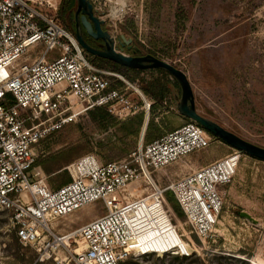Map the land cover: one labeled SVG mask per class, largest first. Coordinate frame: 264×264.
<instances>
[{"label":"built area","instance_id":"1","mask_svg":"<svg viewBox=\"0 0 264 264\" xmlns=\"http://www.w3.org/2000/svg\"><path fill=\"white\" fill-rule=\"evenodd\" d=\"M55 9L53 0H0V211L9 215L19 244L36 252V263L124 264L140 255L158 256L148 249L152 239L162 234L160 241L170 245L158 226V207L185 241L174 224L167 193L205 243L218 225L224 190L237 174L240 154L165 187L154 178L212 145L211 135L195 122L146 145L141 141L120 162L102 164L86 156L67 168L69 183L56 189L47 186L43 170L35 167L37 146L43 140L96 108L119 119L136 113L132 100L113 87L110 77L143 96L123 77L96 68L74 32L50 15ZM110 35L117 45L121 35ZM33 56L38 57L35 62H25ZM143 102L149 115L151 103ZM134 183L135 193L130 191ZM93 204H101L105 213L75 231L58 233L60 220ZM173 252L169 249L165 255L190 256L181 248Z\"/></svg>","mask_w":264,"mask_h":264},{"label":"rangeland","instance_id":"2","mask_svg":"<svg viewBox=\"0 0 264 264\" xmlns=\"http://www.w3.org/2000/svg\"><path fill=\"white\" fill-rule=\"evenodd\" d=\"M62 1L53 0L57 9L50 15L71 31V24L58 14ZM90 2L109 33L132 39L144 54L163 60L185 73L200 114L241 139L264 148V0ZM76 9L77 0L74 15ZM88 57L96 68L123 77L109 67H100L96 57ZM37 59L33 56L25 62L33 63ZM136 71L129 74L133 81L123 79L139 89L155 108L154 112L151 109L149 112V121L152 119L153 124L148 135L152 141L189 122L178 113L181 89L168 73ZM110 79L114 88L132 100L136 113L119 119L108 112L113 120L101 122L93 119L89 111L43 140L37 146L35 167L43 170L50 189L59 188L71 180L67 168L76 161L94 156L102 164L120 162L141 143L143 127L139 134L130 136L124 124L140 115L145 121L144 102L140 96L130 97L131 89L125 87L120 79ZM158 82L168 83V92L163 99L154 100L145 95L144 89ZM145 136L146 131L142 140L144 145L151 142L149 138L146 141ZM235 152L241 156L240 164L234 180L224 190V206L211 237L201 243L187 225L175 197L167 193L165 199L173 213L174 224L190 246L179 237L174 226L163 229L164 236L170 242L168 246L181 248L190 256L160 255L159 252L158 256L133 257L124 264H264V161L212 137V145L208 149L189 155L184 162L172 164L159 174L155 173L154 178L159 186L165 187ZM51 156H59L62 163H69L55 174H59L56 177L46 174L39 164ZM136 186L137 183L132 184L130 191L135 193ZM141 192L142 189L137 195ZM240 212L248 213L257 224L241 218ZM104 213L101 204L87 206L66 220H60L57 231L60 234L75 231ZM36 260L37 254L33 249L19 244L10 227L9 215L0 211V264H53L51 261L36 263Z\"/></svg>","mask_w":264,"mask_h":264},{"label":"water","instance_id":"3","mask_svg":"<svg viewBox=\"0 0 264 264\" xmlns=\"http://www.w3.org/2000/svg\"><path fill=\"white\" fill-rule=\"evenodd\" d=\"M97 12L94 9L90 0H77V9L75 11V31L74 35L77 42L88 54L96 58H100L111 63L117 64L121 67L132 70H162L168 73L179 85L181 89V98L178 103V113L188 119L200 125L208 134L217 139H220L227 145L236 149L239 152L247 154L253 158L264 161V148L251 144L235 134L229 132L221 125L208 119L198 112L195 105V98L191 84L183 71L177 67L166 63L152 55H146L144 57H134L125 54L127 51L140 52V48L134 44L132 39L126 38L121 35L116 42L111 37L110 33L104 32L102 26L104 22L96 16ZM95 39L105 42V47L102 50L92 48L84 40L82 31ZM145 123V121H144ZM149 119L145 123L144 134L147 129ZM143 134V136H144ZM143 138L141 139V141ZM240 217L257 224V221L253 219L248 213L240 212Z\"/></svg>","mask_w":264,"mask_h":264},{"label":"trees","instance_id":"4","mask_svg":"<svg viewBox=\"0 0 264 264\" xmlns=\"http://www.w3.org/2000/svg\"><path fill=\"white\" fill-rule=\"evenodd\" d=\"M75 6H76V0H63L62 6L60 8V12L58 13L60 17L65 18L66 23L71 24L70 28H71L72 32L75 31V25L73 23V20H74V14L73 13H74ZM95 60L98 62V65L100 67H102V68L103 67H109L110 69H112L113 71L122 75L123 77L127 78L128 80L131 79L133 81V79L130 78L129 74L131 72H137L136 70L127 69V68L121 67L117 64L111 63L109 61H106V60H103L100 58H95ZM157 71L164 72L162 70H157ZM167 84L168 83H165V82H162V83L158 82V84L151 83L144 89L145 95L150 96L154 100H157L159 98L163 99L168 92ZM153 107L154 106L152 105L151 110L154 112L155 108H153ZM90 115L92 116L93 119L99 120L101 122L102 121L111 122L113 120L112 117L110 116V114L102 108L94 109L93 111L90 112ZM143 122H144V116L140 115V116L133 118L130 122L124 124L127 135L135 136V135L139 134L141 128L143 127ZM152 124H153V121L151 119L149 121V124L147 126V130H146V136H145L146 141H149V139H150V141H152L150 135H148V132L152 128ZM214 138L217 139L216 137H214ZM39 164L42 166V168L44 169L46 174L55 175L57 172L62 170L63 167H65L69 163L68 162H67V164H66V162L62 163L59 156H51V157L47 158L46 160H44L43 162H40ZM57 175H59V174H57ZM57 175H55L54 177H56ZM70 181L68 180L65 184L69 183ZM176 245H178V244H176Z\"/></svg>","mask_w":264,"mask_h":264},{"label":"bare ground","instance_id":"5","mask_svg":"<svg viewBox=\"0 0 264 264\" xmlns=\"http://www.w3.org/2000/svg\"><path fill=\"white\" fill-rule=\"evenodd\" d=\"M119 3V2H118ZM124 5V4H123ZM114 10V9H113ZM115 13V12H114ZM147 118L149 119V115L148 113L146 114V117H145V123L147 121ZM145 123L143 125V128H142V133H141V139L143 138V134H144V128H145ZM154 205H152V208H153ZM155 215L157 216V220H158V226H160L161 229H165L169 226L172 227V224L169 223V219L167 218V216L164 214V212L161 210L160 207H158L156 210H155ZM167 221V222H164V221ZM166 223H169L168 225ZM160 236H158L157 238H154L152 239L153 242L152 244L148 247L149 250H154L155 253H160L161 254H166V252H168V250L170 249V251H174L173 253L177 254V250L178 248H171L170 246H165L163 245L164 243H162L159 239Z\"/></svg>","mask_w":264,"mask_h":264},{"label":"flooded vegetation","instance_id":"6","mask_svg":"<svg viewBox=\"0 0 264 264\" xmlns=\"http://www.w3.org/2000/svg\"><path fill=\"white\" fill-rule=\"evenodd\" d=\"M97 16V14H96ZM99 17V16H97ZM100 18V17H99ZM101 20V19H100ZM74 25L76 26V23H75V19H74ZM102 30L104 32H108V30L105 28V25L102 26ZM109 33V32H108ZM82 34H83V37H84V40L87 42V44L89 46H91L92 48L94 49H97V50H102L104 47H105V42L102 41V40H95L91 37H89L86 32L83 30L82 31ZM125 54L129 55V56H134V57H144L146 56V54H144L141 49H140V52L138 53H135L134 51H127V49H125ZM148 55V54H147ZM93 57V56H92ZM143 71V70H142Z\"/></svg>","mask_w":264,"mask_h":264},{"label":"crops","instance_id":"7","mask_svg":"<svg viewBox=\"0 0 264 264\" xmlns=\"http://www.w3.org/2000/svg\"><path fill=\"white\" fill-rule=\"evenodd\" d=\"M132 91V94L130 95V97H135V98H137V96H140V94H138V93H136L133 89L131 90ZM141 98H142V101H144V99L145 100H147L145 97H144V95L143 96H140ZM170 126H174V124H170ZM206 162H207V160H206ZM205 163V162H204Z\"/></svg>","mask_w":264,"mask_h":264}]
</instances>
